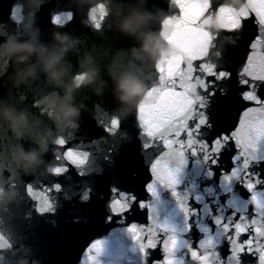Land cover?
I'll return each instance as SVG.
<instances>
[{
	"label": "snow or ice",
	"instance_id": "1",
	"mask_svg": "<svg viewBox=\"0 0 264 264\" xmlns=\"http://www.w3.org/2000/svg\"><path fill=\"white\" fill-rule=\"evenodd\" d=\"M242 3L235 8L225 0H167L169 16L161 27H173L162 35L177 54L156 65L134 116L137 139L152 152L142 185L147 198L129 186L135 177L120 167L126 121L110 110L107 122L100 121L110 147L101 152L96 141L91 149L72 147L62 135L50 149L46 171L53 180L26 185L39 213L56 212L67 187L62 178L75 172L79 194L70 198L81 208L74 226L90 218L91 203L100 201L102 191L103 216L109 224L123 222L137 264H264V0ZM90 11L89 28L100 32L103 18ZM229 12L234 23L228 26L202 24L207 17L223 23ZM45 14L53 29L76 34L68 26L79 13L69 0H14L8 21L0 20V46L8 25L27 35L36 27L30 21L38 18L42 27ZM31 107L41 114L36 99ZM93 111L105 110L97 104ZM109 169L115 170L111 178ZM139 210L144 224L132 222ZM108 244L107 238L93 241L81 264H105ZM11 247L0 233V251Z\"/></svg>",
	"mask_w": 264,
	"mask_h": 264
},
{
	"label": "water",
	"instance_id": "2",
	"mask_svg": "<svg viewBox=\"0 0 264 264\" xmlns=\"http://www.w3.org/2000/svg\"><path fill=\"white\" fill-rule=\"evenodd\" d=\"M232 7L242 8V0H236ZM223 20L224 22L220 21L215 29L234 23L230 12L225 14ZM232 115L234 117L236 113L233 112ZM137 133L136 127L126 139V144L119 149V163L128 176L135 177V181L130 182L129 186L147 198L142 185L149 179L147 166L152 152L143 150V138L137 139ZM114 174V169L108 170L109 178ZM115 182L113 179V183ZM78 194L76 191L71 197ZM103 199L101 191L100 201ZM100 201L94 199L90 206V218L79 226H74L73 218L80 215L78 210L81 205L69 198L12 264H81L88 245L103 238L109 240L101 257L105 264H137V256L130 251L132 244L127 236L122 234L123 222L120 225L107 223ZM131 219L132 222L144 224L146 217L143 210H139L131 214ZM113 233L120 238L119 242L113 237Z\"/></svg>",
	"mask_w": 264,
	"mask_h": 264
},
{
	"label": "clouds",
	"instance_id": "3",
	"mask_svg": "<svg viewBox=\"0 0 264 264\" xmlns=\"http://www.w3.org/2000/svg\"><path fill=\"white\" fill-rule=\"evenodd\" d=\"M143 17H130L127 20L124 21L122 24V29L125 32L135 34L140 27V24L143 22ZM59 38V37H58ZM67 37L62 38V42L66 43ZM22 51H27L28 53H35L40 52L41 55L43 54V49H37L34 46L31 45H23L21 46ZM143 50L148 51L153 58L158 56L159 54V46L155 45V41L151 38L145 40L144 42V48ZM65 51H67V48H65ZM135 51V50H134ZM59 57H54L51 60H48L46 62L45 71L49 72L52 78H57L60 75L59 71L54 70L55 65L58 63ZM96 75L95 70H92L91 72L82 73L79 75V78H75L73 83L76 87H79L81 84L84 83H90L94 76ZM118 86L120 91L123 93L121 99L127 100L130 97H132L135 93L139 92L141 90L142 85L136 80L135 77H133L130 74L123 75L118 82ZM73 110L69 109L66 112V115H72ZM9 119L12 120L14 127L19 130V128L24 126V120L25 118L21 116H14L11 113H6ZM25 160L28 161H35L36 156L34 153L26 154L24 156Z\"/></svg>",
	"mask_w": 264,
	"mask_h": 264
}]
</instances>
